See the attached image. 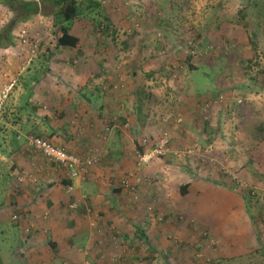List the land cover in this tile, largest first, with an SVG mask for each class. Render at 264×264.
Returning <instances> with one entry per match:
<instances>
[{"label":"rangeland","instance_id":"1","mask_svg":"<svg viewBox=\"0 0 264 264\" xmlns=\"http://www.w3.org/2000/svg\"><path fill=\"white\" fill-rule=\"evenodd\" d=\"M98 2L97 20L109 23L107 18H111L112 29H116L106 34L107 46L97 43L99 34L93 33V25L84 15L75 21L73 31L81 37L85 49L79 56L61 52L56 57L68 58L72 65L77 59L75 66L83 69L85 62H99L94 67L96 76L90 79L88 90L93 86H100L102 90L116 73H120L119 82L127 88L125 94L129 100L125 105L136 112L138 127L135 131L131 119L127 118L129 126L125 130L133 143L132 146L126 143L125 148L132 159L119 163L118 168L127 169L124 166L131 167L133 163L134 172L126 170L120 180L129 190L135 191L138 187L142 191L149 188L157 191V196L152 195L153 203L147 201L148 197H141V224L151 229L149 237L156 244L153 248L165 254V257L158 255L150 264H220L219 259L232 256L250 258L260 246L257 235L264 245V183L255 181L243 169L245 160L236 159V153L243 150V158L254 159L260 170H264V140L259 144L253 129L264 118V0ZM256 2L258 7L254 8ZM9 17L0 7V28ZM251 21L260 23L258 30H252ZM50 22L38 17L19 27L14 47L0 51V83L4 82L0 88L12 80L22 82L26 76L32 79L33 71L26 74L30 68L38 69L40 75L56 69L55 65L47 63L49 57L45 48L38 51L40 42L52 43ZM162 36L167 39L165 44ZM23 37L28 40L26 44L22 43ZM15 63H19L18 67ZM18 82L8 106L18 95ZM212 92L218 95L213 96ZM30 93L31 88L25 92L24 101ZM205 124L208 127L201 130ZM163 139H168V143L162 153H156ZM138 141L144 145L143 151L136 149ZM98 144L103 145V142ZM90 148L100 158L98 148L90 145L88 152ZM6 152L11 154L10 146L7 151L3 150L5 155ZM29 161L35 164L19 174H31L24 179L22 187L34 188L39 175L33 167L38 166L34 159ZM101 162L100 159L93 166ZM0 165L1 169H8L4 159ZM54 167L58 169L55 164ZM111 167L113 164L107 168ZM222 180L231 184V188L220 184ZM186 183H190L192 189L190 194L182 195L180 187ZM22 187L12 186L15 192ZM8 188L2 170L0 205L9 198ZM204 191L205 201H202L197 192ZM191 192H195L194 197ZM175 201L183 204V208L189 206L188 211L198 201L203 205L196 212L185 213L181 212L184 209L179 211L173 207ZM214 213L220 215L218 219L211 218ZM196 214L208 216L214 223L206 224ZM5 216L6 224L0 229L8 237L2 245L6 250L13 243L14 223L13 215ZM115 227L127 235L122 227ZM110 239L107 247L110 258L103 260L106 264L120 261L138 264L137 260L144 261L142 255L149 253L145 242L135 247L131 238L122 241L112 236ZM122 244L138 248L135 250L140 251V257L131 259V253L127 257L124 249L128 247L118 248ZM179 244L187 245L180 248ZM120 252L126 257L119 258ZM259 263L264 264L263 257L253 264ZM222 264L229 263L222 260Z\"/></svg>","mask_w":264,"mask_h":264},{"label":"crops","instance_id":"2","mask_svg":"<svg viewBox=\"0 0 264 264\" xmlns=\"http://www.w3.org/2000/svg\"><path fill=\"white\" fill-rule=\"evenodd\" d=\"M81 48L82 51L85 49L83 46ZM87 55H90L89 51ZM47 61L49 65L51 63L55 65L56 69L52 68L44 75H40L38 69L30 68L26 74L33 71L34 76L32 79L26 76V80L19 82L20 87L17 88L19 90L16 89L18 95L12 98L14 104L13 102L10 106L6 104L3 110L0 163L4 159L8 169L0 167V171L5 172L6 184L11 192L9 191L6 204L0 206V228L6 224V214L18 213L20 219L16 223L13 221V243L9 249L5 250L2 247L8 237L0 229V257L4 264H106L103 260L109 257L107 247L110 238L114 237L113 231L117 229L123 234L115 227L116 225L127 233L120 236L122 241L128 238L139 240L141 233L137 231L138 228L147 234L151 230L141 224V197L144 195L143 199L148 197L147 201L153 203L155 197L152 195L156 193L157 196V191L153 192L151 188L142 191L138 187L132 191L123 187L120 183L124 177L123 173L126 170L134 172V165L133 163L131 167L125 165L127 169L118 168L119 163L123 161L127 163V160L132 159L125 144L132 146L133 142L131 137L127 138L123 120L131 119L132 127L137 131L138 117L129 106L126 108L128 101L121 102L122 104L115 102L116 98L105 95L100 86L96 88L93 86L88 90L90 79L96 76L94 72L97 70L94 67L99 65L98 61L85 62L82 64L86 65L84 69L82 66L77 68L72 65L70 59L64 57H49ZM18 64L15 63L14 66L18 67ZM65 67L67 68L64 69ZM3 84L1 81L0 87ZM29 88L32 93L27 95L24 101V94ZM105 118L116 121L109 133L103 132ZM31 134L63 142L69 151L79 155L86 153L85 147L94 145L101 153L102 162L82 173V177L75 182V193L70 195L62 183L66 176L65 172L55 169L54 162L28 147L27 137ZM100 142H103V145H99ZM9 146L11 154L6 152L7 159L3 150L7 151ZM33 159L38 166L33 167V170L36 169L39 182L33 186L34 188L24 186L15 192L8 184L7 173L15 174L28 170L35 164L29 161ZM110 164H113V168L109 170L107 167ZM108 174L110 177L106 176ZM91 185H95L96 188H92ZM201 188L205 189V186ZM205 192H197L202 201H205L203 196ZM191 194L194 197L195 192ZM177 201L173 202V207L179 211L184 209L181 212L185 213L192 210L196 212L200 205H203L198 201L191 206V211H188L189 206L183 208V204H178ZM71 202H77L78 207L70 208ZM219 216L214 213V217L211 218L218 219ZM198 217L206 224L214 223L208 216ZM149 239L152 246L156 247L152 237ZM124 250L125 255L129 257L130 252ZM122 256L124 257L123 253ZM126 263L129 264V261H125Z\"/></svg>","mask_w":264,"mask_h":264},{"label":"trees","instance_id":"3","mask_svg":"<svg viewBox=\"0 0 264 264\" xmlns=\"http://www.w3.org/2000/svg\"><path fill=\"white\" fill-rule=\"evenodd\" d=\"M257 2L253 4V6H255L254 8L258 7ZM0 7H2L3 9H5L8 14H9V19L8 21H6V23L0 28V51L5 50L9 47H13L15 45V39H16V35L15 32L19 27H22L23 25L32 22L34 19L38 18V17H43L45 19L50 20L51 24L50 26L53 28L52 31V43L50 42L48 45L46 44V42H40L39 47H38V51H41V49L45 48V50L47 51V56L48 57H54L57 56L59 53L61 52H66L68 55L72 52L71 55L73 54H77L79 56V54L82 51V39L81 37L74 31H73V25L75 23L76 20H78V18H81L82 16L85 15L86 18H88L92 25H93V33H98L99 37H100V42L97 41V43L99 44H104L107 46V42L105 37H107L106 34L109 33V31L112 29V19L111 18H107L109 20V23H104L101 22L100 20H97L98 18L96 17L97 15V9L100 8V2H98V0H0ZM252 27V30H258L259 29V25L260 23H255L254 21L250 22ZM113 31H116V29H112ZM164 34H167L166 32ZM162 40H164L163 44H165V42L167 41L165 36H162ZM99 46V45H98ZM40 54V52H38ZM65 53H63L64 55ZM189 57V54H188ZM187 57V58H188ZM71 58V56L69 57ZM189 59V58H188ZM74 59V64L77 65L78 62H76ZM102 63V62H101ZM192 68H194V66H191ZM115 77H112L113 80H106V82L108 81V86L104 85L103 86V91L105 93V95L107 96H113L117 99H119L120 101H116L115 102H120L119 104H122L121 102H126L129 100L128 96H126L125 91H126V87L124 86V84L121 82H119L120 79V73H116L114 75ZM123 78H121L122 80ZM19 81V80H18ZM17 83V82H16ZM19 83V82H18ZM256 84V83H254ZM17 87V86H16ZM101 88V87H100ZM219 92V91H218ZM218 92H212V95H218ZM124 96V97H122ZM214 98V97H213ZM10 99V97H9ZM9 99L6 101L3 110L6 106V104L8 103ZM27 105L28 101H26ZM141 103V102H140ZM206 105V104H205ZM36 107V106H35ZM140 106H137V109ZM140 109V108H139ZM141 110V109H140ZM121 118H123V116H120ZM125 118V117H124ZM127 118H125L123 121H125V123L123 124L124 126L127 125L126 129L128 128V124L127 122ZM262 122L258 123L255 125L254 129V133H255V138L258 140V143H262L264 140V118L261 119ZM105 124H104V128L103 132L106 131V133H109L110 130H112L113 124L116 123V121H112V118H105ZM2 127V124L0 125V128ZM206 127H208V124H205V126L203 128H201V130H205ZM218 129V128H217ZM118 130V128L116 129ZM220 132V131H219ZM221 134V132H220ZM49 141H51L53 144H55L56 146L63 148L67 151H69L66 148V145L57 141H53L52 139L49 138H45ZM137 148L140 151H143L144 145L142 144V142L138 141L137 143ZM90 147V146H89ZM89 147H85V154H80L82 157L87 156V154L89 153L87 150ZM242 148V147H241ZM93 149V148H90ZM89 149V150H90ZM235 149V148H234ZM246 149V148H245ZM70 153H75L78 154L76 152L73 151H69ZM138 152V151H137ZM250 153V152H249ZM237 154V158L238 160H240L241 162L243 160H245L242 163L243 169L246 170L251 177L259 182V183H264V170H260V166L258 165V163L254 160V159H250L248 158V160H246V158H243V150H241L239 153ZM79 155V154H78ZM63 171L65 172V179L62 181L65 190L67 189V187L72 184V180H70L67 177V173L66 171L63 169ZM15 174H19V173H15ZM9 182L8 184H10V187L12 188V186H16L14 188H19L22 187V183H20L21 185H18V182L16 181L15 175L12 174V172L7 173ZM6 178V176H5ZM220 184H222L224 187L227 188H231V184L224 182V180H222V182H220ZM18 185V186H17ZM124 187V185H122ZM190 183H186L183 184L180 188H181V194L182 195H188L190 194ZM5 203H3L2 205H5ZM0 205V206H2ZM248 209V207H247ZM137 231L139 233H141L139 240L137 239L136 241L133 242V244L135 245V247H138L141 245L142 242H145L148 245V251L149 253L147 254V256L145 254L142 255L144 261H146L147 263H153V260L157 258L158 255H162V257H165V254L163 252V250L161 251L158 248H153L150 239H149V234H147L144 230H140L139 228L137 229ZM118 232L117 229L114 230V233ZM122 235H126V234H121L118 232V234H114V237H119L121 238ZM121 236V237H120ZM138 236V234H137ZM257 239L259 241L260 246L256 249L257 251H253L254 253L250 254L251 257L248 258L247 256H243V255H238V256H232L229 258H223V259H219V263L222 264V260L224 262H228L229 264H253L254 262L258 261L260 258H264V245L262 243L261 237L257 235ZM123 245V247H122ZM121 247L118 246V248L122 249L124 248V244H122ZM133 245V247H134ZM180 245V244H179ZM187 245V244H185ZM184 244H181L180 248L185 246ZM194 247V245H193ZM127 251H129L132 254V258L138 259V257H140V251H136L138 248H132L131 245H128V248H126ZM136 249V250H135ZM123 253V252H122ZM122 253L119 254V258L121 257L122 259L124 258L122 256ZM146 256V257H145ZM259 257L257 260H254V258ZM120 261V260H119ZM144 261L142 260H137L138 264H142L144 263ZM218 261V260H217ZM123 261H120L119 263H121ZM116 263V264H119ZM125 264V261L123 262ZM261 263V262H260ZM259 263V264H260ZM0 264H4L1 260L0 257ZM127 264V263H126ZM145 264V263H144ZM168 264V263H166Z\"/></svg>","mask_w":264,"mask_h":264},{"label":"built area","instance_id":"4","mask_svg":"<svg viewBox=\"0 0 264 264\" xmlns=\"http://www.w3.org/2000/svg\"><path fill=\"white\" fill-rule=\"evenodd\" d=\"M28 40L23 37L22 43L26 44ZM34 51V50H33ZM16 80L11 81L9 84H5L0 88V125L3 122V107L6 101L9 99L13 89L15 88ZM159 148L157 145L156 153H162L165 145L168 143V139H163L159 142ZM27 145L30 149L36 152L43 154L49 161L54 162L58 169L65 170L67 177L72 180L66 192L70 195L74 194L76 191L75 182L82 177V173L87 169L92 167L96 162L100 160L99 155L95 154L94 149L89 150V154L85 157L81 155L70 153L69 151L60 148L53 144L51 141L36 135H31L27 137ZM161 147V148H160ZM98 153V151H97ZM140 154V153H139ZM143 156L141 157V159ZM18 185L23 183L24 179L28 176L31 177V174H14ZM77 202H71L70 208H77ZM13 221L16 223L20 219V214L15 213L12 217Z\"/></svg>","mask_w":264,"mask_h":264},{"label":"bare ground","instance_id":"5","mask_svg":"<svg viewBox=\"0 0 264 264\" xmlns=\"http://www.w3.org/2000/svg\"><path fill=\"white\" fill-rule=\"evenodd\" d=\"M35 57V56H34ZM27 59V58H26ZM34 59V58H33ZM32 63V62H31Z\"/></svg>","mask_w":264,"mask_h":264}]
</instances>
